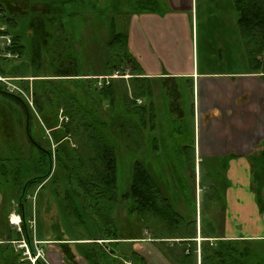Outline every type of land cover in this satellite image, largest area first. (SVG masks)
<instances>
[{
	"label": "rangeland",
	"instance_id": "rangeland-1",
	"mask_svg": "<svg viewBox=\"0 0 264 264\" xmlns=\"http://www.w3.org/2000/svg\"><path fill=\"white\" fill-rule=\"evenodd\" d=\"M11 1H13V17L16 21H13L11 29L15 32L19 31L22 35L25 51L21 61L11 60L12 65H17V67H13V77L6 75L4 77L13 78V81L21 86L31 98L34 106L29 105L28 99L22 93L13 92L21 96L22 102L31 109H27V112L30 113L29 119H27L22 104L16 98L13 97V104H11L4 96H0V105L13 106L10 110L13 115H9L14 125L13 157L15 155L23 157L22 160H16L17 162L14 159L13 162L5 161L8 165L5 172L9 176H7L8 179L0 177V241L4 243L0 245V264H10L11 255H13V263L15 264H30V256L27 252V249L30 250V244L26 241L30 235L37 254L40 252L41 257H44L43 259L48 264H94V258L102 264H125L124 259L132 257L128 252L124 251L126 253H123L119 247L116 248V243L107 242L99 248L97 245L85 241L59 242L60 239L57 238L64 237L76 240L98 235L102 237V234L107 233L108 229L111 228V224L107 222L108 215H113L117 225L124 226L118 230L121 236L128 232L130 236H132L131 233H136L141 237H149V235L153 236V232L157 235L158 232L156 233L155 229L166 228L168 223H164L160 218L153 219L150 216L147 219L148 216L143 212L138 209L132 210V206L134 207L132 197L124 199L121 196L130 188L134 163L138 158L142 159L147 171L153 175L160 188L161 196L168 197L176 213L182 215L181 220L176 221L175 226L170 231L166 229L168 230L166 234L177 235L184 232L190 235V232L196 231V223L198 222V229L201 228L203 234L221 236L225 230L223 221L225 170L222 168L224 162L219 157H207L199 150L196 151L197 132L193 84L187 77H162L152 80L150 82L151 95L139 100L141 105L145 107V112L143 111V120L139 121L140 127L136 130L137 137H115L117 138L116 153L120 159L117 170L119 199L116 202L110 201L105 196L103 211L96 210L95 212L93 209L94 200H91V203L87 200L84 202L85 199L77 195L78 201L83 207L77 211L74 208L76 206H70L77 203L75 191L71 188L68 190L70 193L67 192L65 187L69 181L67 169L59 166L56 161L58 157L55 155L59 145L57 139L63 134L59 128L64 126L66 122L68 123L66 114L63 112L62 99L63 95L74 96V98L80 99L83 106H87L89 98L87 93H92V91H87L90 87L87 82L80 86L78 82L71 79L73 76L66 78L59 75L63 72L55 65L52 55L46 48L44 22L48 17L51 20L58 16L63 22L58 38L62 37L63 40L65 39V43L85 52V54L92 53V49H94L96 50L94 55H97L99 61L104 60L106 58L105 41L109 37L107 22L110 17L108 16L114 12L113 6L111 7L113 0H80L78 3H65L63 5L64 11L61 8L57 9L58 6L53 8L55 5L51 6L54 4L51 0ZM134 4L135 2L123 3L121 9L132 13L135 11ZM60 6H62L61 3ZM208 8H199L198 21L200 26L205 17H210V21L216 19V23L213 21L212 25L219 29L220 15L218 9ZM74 9L79 12L71 16L69 11ZM6 13L10 15L8 11ZM103 16L106 17V23L102 21ZM128 20L127 17L124 19L125 22ZM79 29H84L87 32V36L81 37L80 41L77 40ZM65 35L66 38H63ZM242 36L240 35L239 38L236 35V39H233L236 67H200V70L210 72L238 70L243 72L252 69L247 67L249 62ZM53 38L55 39L56 36ZM75 38L77 43L80 42V45L72 42H75ZM93 38H98L97 43L90 41ZM202 39L203 34L200 27L199 61L201 66H205L209 61L208 58L212 60V57L204 56V50L201 46ZM64 47L65 44L57 47L59 54H62ZM221 52L224 53L227 63L230 59L229 52L225 49H222ZM215 59L220 60V57L216 56ZM91 69L94 70L91 71ZM89 70L93 73L104 71L103 67L92 68L87 65L78 67L79 73L89 72ZM128 76H130L129 71L126 74V77ZM47 77L52 78L41 80ZM17 78L25 80L21 84ZM129 94L132 99L133 91L131 89ZM40 106L51 107L58 116L57 125L50 127L45 120V113L42 112L43 108L39 109ZM127 106L132 107L133 105ZM68 109L71 111L72 108L68 106ZM111 109L113 108L109 105H104L98 112L102 118L106 116L110 118ZM125 111L128 112L126 108ZM31 115L33 120L30 118ZM83 115L89 120L87 113ZM128 118L126 117V119ZM28 125L31 131L27 129ZM34 135L52 155L51 165L46 166L45 169L35 165V151L29 150V139L34 138L35 140ZM84 139L78 135L71 143L76 147L77 153H81L86 158L88 149L83 146ZM131 139L134 144L130 143ZM0 147L3 155L10 156L9 153L11 152L6 147L3 136L0 137ZM256 162L257 159L254 158L253 179L255 175L259 176ZM38 176L40 177L35 178ZM33 178L42 181V184L35 182L27 185L28 179L33 181ZM21 187L22 190L20 191ZM79 193L82 192L78 190L76 194ZM9 234H12L13 238L10 239L12 241H7ZM158 243L157 248L167 251L166 244L160 241ZM170 243H175L173 244L174 251L180 252L185 247L180 242L173 241ZM132 244L134 245V243ZM141 244L146 245V243ZM8 247L13 250V254L6 250ZM66 247H74L75 259L70 258L68 260ZM148 247L146 246V249ZM95 249L94 255L93 250ZM129 251L131 252V249ZM197 254L200 255V252ZM158 258L152 256L153 263L151 264H168V261L163 260L161 262ZM200 259L197 257L198 263ZM133 264H142V260L137 258Z\"/></svg>",
	"mask_w": 264,
	"mask_h": 264
},
{
	"label": "trees",
	"instance_id": "trees-1",
	"mask_svg": "<svg viewBox=\"0 0 264 264\" xmlns=\"http://www.w3.org/2000/svg\"><path fill=\"white\" fill-rule=\"evenodd\" d=\"M78 1L80 0H51L54 4H49L52 7L55 5L53 8L58 6L57 9L61 8V10L64 11L63 5L65 3H78ZM130 2H135V11L132 13L121 9L122 4L120 0H118L113 4L114 12H112L111 16H108L110 17L108 22L106 21V17L103 16L102 19L104 23L107 22L109 25L111 34L107 42L106 58L99 61V67H103L105 75H111L115 71H119L120 74L118 77L111 78L109 83L104 84L102 87L97 85L96 77L90 76L93 74L78 72V67L82 66L81 63L79 64L80 57L73 54L75 50H73L72 46L65 43L62 37L58 38L61 23L63 24L62 19L56 16L55 19L50 20L48 17L44 22L46 48L49 54L52 55L55 65L63 72L59 75L63 77L66 76V78L73 76L71 79L78 82L80 86L82 83L87 82L90 86L87 91H92V93H87L89 96L87 106H83L80 99L78 100L74 98V96L68 97L67 95H63V112L66 114L65 116L68 118L67 121L69 124L66 122V125L64 124V126L59 128L63 134L57 139L59 145L55 151V155L58 157L56 159L57 163L60 167L67 169V179L69 181L65 187L68 193H70L68 190L71 188L75 191L77 198L75 200H77V203L75 205L71 204L70 206H76L74 208L77 211H80V207H83L79 203L77 195L82 197V199L84 198V202L87 200L91 203V200H94L93 209H95V212L96 210L103 211L104 199H106V197L108 200L115 202L119 199L117 192V170L119 167L118 161L120 159L117 157L116 153L117 138L115 137H137L136 130L140 127L139 121L143 120L142 113L143 111L145 112V107L141 105L139 100L147 97V95H151L150 82L154 79L142 76L143 72L139 62L129 53L127 49L129 22H125L124 19L126 17L130 19V17L137 12L162 13L165 10V6L161 4L159 0H128V3ZM60 3L62 6H60ZM235 5L239 15L238 23L253 69L258 72H260V70L264 72V0H235ZM0 7L4 11V14L0 18V22L7 24L8 30L12 32L13 46L11 48L15 52H18L20 55L19 57H21L25 51L22 35L19 31L15 32L11 29L13 21L16 22L13 17V1L0 0ZM6 10L10 15L6 13ZM78 12L79 11L76 9L69 11L71 16ZM54 36H56L55 39L53 38ZM61 44H65V47L62 50V54H59L57 47ZM11 60L12 59L0 57L1 75L13 77V67L17 66H13ZM126 71H129L130 74L128 78L124 76L127 73ZM51 78L52 77H47L41 80H50ZM17 80H20L18 82L22 84L25 79L17 78ZM188 80L191 79L188 78ZM131 82L132 85H130ZM130 89L133 91L132 99L129 94ZM147 90H149V93H147ZM0 96H4L11 104H13V97L16 98V100L22 104L24 115L27 117L28 105L22 102L21 96L13 93V91H9L2 81H0ZM129 104L133 106L128 107L127 105ZM104 105H109L113 108L109 113L110 115L112 112L110 118H108V116L102 118L100 112H98ZM68 106L72 108L71 111L68 109ZM11 108H13V106L9 107L6 104L0 105V137L2 138L3 136V139L6 141V147L11 152L9 153L10 156H5L2 154L0 147V177H5L6 179H8L7 176L9 175L5 172L8 166L5 161L13 162V159L16 161L19 159L22 160L23 158L19 155L13 157L14 125L11 118L13 115V112L11 114L10 111ZM42 108V112L45 113V120L50 127L57 125L59 119H57L58 116L51 107H39V109ZM125 108L128 112L125 111ZM85 113L89 116V120L83 115ZM9 115L11 116L9 117ZM124 115L129 118L126 119ZM30 118L33 120L32 115ZM29 130L31 131L30 127ZM78 135H81V138H85L83 146L88 149L86 158L82 156L81 153H77L76 147L71 143ZM33 137H35V140L34 138L29 139V150L35 151V165H37V167L42 166L41 169H45L46 166L51 165V152L46 150L45 146L36 139L35 135ZM130 143L134 144V141L131 139ZM261 158L257 159L258 163L256 162V169L259 172V176L257 177L255 175L253 179L254 185L256 183L255 187H258L260 190L259 197L261 196V190L264 188V153L261 155ZM222 168L227 170L226 167ZM40 176L35 178H39ZM35 178H33V181L32 179H28L27 185L35 182L42 184V181L36 180ZM21 190L22 187L20 188V191ZM76 190L82 193L76 194ZM121 196L124 199L132 197L134 199V207L132 206V210L138 209L148 216L146 217L147 219L151 216L153 219L160 218L164 223H168H166V228L160 229L159 227L158 230L155 229L156 233L158 232L157 235H155L154 232L152 234L154 237L161 239V242L165 243L168 241L166 239L170 238H184V240L180 241V243L185 246L184 249L180 252H176V255H174L176 262L179 264L197 263V246L193 244L188 246V244L192 242V240L188 238L194 237V231L190 232V235L184 232L177 235L166 234V231H170L171 228L175 226L176 221L178 222L181 220L182 215L176 213L168 197L161 196L160 188L156 180L153 175L147 171L142 159L138 158L135 160L130 188ZM68 197L70 196L68 195ZM79 215L81 216L80 212ZM107 219V222L111 225H115L113 215H108ZM109 232L108 234L111 238H118L115 230L113 233H111V231ZM7 237V241H12L10 240L13 238L12 234L7 235ZM26 241L30 244L29 248L31 254L36 255L37 252L33 246L31 235ZM8 243L11 244L12 242ZM1 244L4 243L0 241V245ZM191 247L192 249H190ZM68 248L69 247H66V250H68ZM6 250L13 254V250L9 249V247L6 248ZM200 258L201 264H264V243L250 239L216 238L209 240L206 238L200 245ZM9 260L10 264H13V255L10 256ZM93 261L94 264L100 263L96 258H94ZM29 263L33 264L30 260ZM34 264L48 263L39 256Z\"/></svg>",
	"mask_w": 264,
	"mask_h": 264
},
{
	"label": "crops",
	"instance_id": "crops-1",
	"mask_svg": "<svg viewBox=\"0 0 264 264\" xmlns=\"http://www.w3.org/2000/svg\"><path fill=\"white\" fill-rule=\"evenodd\" d=\"M117 1L111 2L114 4ZM159 1L165 6L162 13L137 12L130 17L127 49L139 62L142 76L153 79L162 77L191 79L196 112V151L199 150L207 157H219L227 169L223 188L224 233L221 236L203 234L201 228L198 229L197 222L194 237L188 238L192 240L188 246L196 245V253H198L201 242L206 238L250 239L264 243V188L259 197L260 190L253 183V159L261 158L264 153V72L253 69L248 54L247 67H251L250 70L243 72L200 70V67H236L233 39H236V35L240 38L242 33L235 0ZM120 2L123 5L128 3V0H120ZM200 7L218 9L221 28L213 27L212 23L213 21L216 23V19L210 21V17H205L200 26L198 21ZM107 27L109 37L108 39L106 37V48L111 34L109 25ZM200 27L203 34L201 46L204 56L212 57V60L208 58L209 61L205 66H201L199 61ZM77 32L79 41L81 37L87 36L84 29H79ZM63 38H66V35ZM98 38L90 41L97 43ZM72 42L76 44V38L75 42ZM77 44L80 45V42ZM72 48L75 50L73 54L80 57L79 64L92 68L99 67V59L94 55L96 50L92 49V53L85 54L75 47ZM222 49L229 52L230 59L227 63L224 53L221 52ZM216 56H219L220 60H216ZM22 57L13 60L21 61ZM13 66L17 65L13 64ZM91 71L86 73L93 74L90 75L92 77L105 75V72L94 74ZM121 227L115 222V225L112 224L102 237L98 235L76 240L62 237L59 242L85 241L99 248L107 242L116 243V248L119 247L123 253L128 252L134 259H124L125 264L126 261L133 264L137 258L142 260V264H151L152 256L159 257L158 260L160 259L161 262L165 260L168 264H179L174 258L178 252L174 251L175 243L170 242L178 243L184 238L166 239L168 243L163 244H166L167 251H163L162 248H157L161 239L151 235L141 237L136 233H131L130 236L128 232L121 236L118 232ZM114 230L118 237L116 239L108 234L109 231L113 233ZM141 243L146 245L143 246ZM146 246L149 247L146 249ZM67 251L68 260L75 257L74 247L68 248ZM95 252L96 249L93 250V254ZM197 257L200 259V255L197 254ZM197 264L201 262L197 261Z\"/></svg>",
	"mask_w": 264,
	"mask_h": 264
},
{
	"label": "built area",
	"instance_id": "built-area-1",
	"mask_svg": "<svg viewBox=\"0 0 264 264\" xmlns=\"http://www.w3.org/2000/svg\"><path fill=\"white\" fill-rule=\"evenodd\" d=\"M3 14H4V11L0 7V18L2 17ZM12 46H13L12 32L8 30L7 24L0 22V57L6 58V59L19 58L20 56L19 53L12 50L11 48ZM118 76H120L118 71L111 75L98 76L97 85L99 87H102L104 84H108L111 78L118 77ZM0 81H2L5 84L6 88L9 91H13V92L17 91L19 93H22L26 97V99H28L30 103L29 105L34 106L33 101H31V98L27 95V93L22 89L21 86H19L17 83L13 81V78H7L0 74ZM66 119L68 118L66 117ZM27 252L29 253L28 255L30 256V260L32 261L33 264L36 262V259L39 256L41 257L40 252L36 255H32L29 249H27ZM130 263H131L130 261H126V264H130Z\"/></svg>",
	"mask_w": 264,
	"mask_h": 264
},
{
	"label": "flooded vegetation",
	"instance_id": "flooded-vegetation-1",
	"mask_svg": "<svg viewBox=\"0 0 264 264\" xmlns=\"http://www.w3.org/2000/svg\"><path fill=\"white\" fill-rule=\"evenodd\" d=\"M29 113L27 112V119H29ZM27 129H29V125L27 126Z\"/></svg>",
	"mask_w": 264,
	"mask_h": 264
},
{
	"label": "water",
	"instance_id": "water-1",
	"mask_svg": "<svg viewBox=\"0 0 264 264\" xmlns=\"http://www.w3.org/2000/svg\"><path fill=\"white\" fill-rule=\"evenodd\" d=\"M29 133H30V132H29ZM29 133H28V134H29Z\"/></svg>",
	"mask_w": 264,
	"mask_h": 264
}]
</instances>
